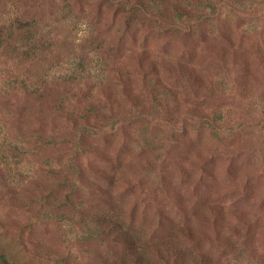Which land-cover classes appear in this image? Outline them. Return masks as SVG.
Here are the masks:
<instances>
[{
  "label": "rangeland",
  "instance_id": "374dc122",
  "mask_svg": "<svg viewBox=\"0 0 264 264\" xmlns=\"http://www.w3.org/2000/svg\"><path fill=\"white\" fill-rule=\"evenodd\" d=\"M0 253L264 264V0H0Z\"/></svg>",
  "mask_w": 264,
  "mask_h": 264
},
{
  "label": "trees",
  "instance_id": "16d2710c",
  "mask_svg": "<svg viewBox=\"0 0 264 264\" xmlns=\"http://www.w3.org/2000/svg\"><path fill=\"white\" fill-rule=\"evenodd\" d=\"M18 27L22 28L21 25H19ZM24 31H26V35H28L30 33L29 29H24ZM0 264H10L9 261L7 260V258L5 257V255H3L2 253H0Z\"/></svg>",
  "mask_w": 264,
  "mask_h": 264
}]
</instances>
